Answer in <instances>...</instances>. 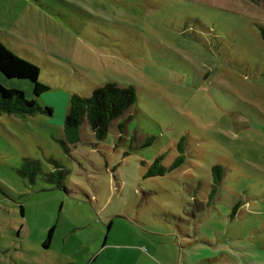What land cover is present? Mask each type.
I'll return each mask as SVG.
<instances>
[{
	"label": "rangeland",
	"instance_id": "obj_1",
	"mask_svg": "<svg viewBox=\"0 0 264 264\" xmlns=\"http://www.w3.org/2000/svg\"><path fill=\"white\" fill-rule=\"evenodd\" d=\"M261 27L264 0H0L49 87L4 77L42 110L0 112V264H264ZM106 83L136 102L69 137V97Z\"/></svg>",
	"mask_w": 264,
	"mask_h": 264
},
{
	"label": "trees",
	"instance_id": "obj_2",
	"mask_svg": "<svg viewBox=\"0 0 264 264\" xmlns=\"http://www.w3.org/2000/svg\"><path fill=\"white\" fill-rule=\"evenodd\" d=\"M260 34L264 41V27L260 28ZM0 72L9 79H26L32 83L33 93L39 96L49 89L48 85L39 80V68L34 63L16 55L0 42ZM137 100L133 87H121L115 83H106L95 87L90 95L81 96L72 94L68 99V109L64 117L65 131L71 138H76L78 129L86 120L93 134L102 139L108 132V127L114 120H119ZM42 110L35 98H27L25 92L14 86H5L0 83V112L18 116L31 115ZM47 113H51V107H45ZM118 121L122 130L124 122ZM149 144V142L147 143ZM179 149L182 146L179 144ZM26 164H35L38 169L39 161L25 160ZM183 157L178 156L168 168L173 170L181 165ZM167 168L161 165V156H158L148 167L145 177L164 175ZM222 168L219 165L212 167V175L215 181L221 178ZM25 174V171L23 172ZM52 230L48 233L51 237Z\"/></svg>",
	"mask_w": 264,
	"mask_h": 264
},
{
	"label": "crops",
	"instance_id": "obj_3",
	"mask_svg": "<svg viewBox=\"0 0 264 264\" xmlns=\"http://www.w3.org/2000/svg\"><path fill=\"white\" fill-rule=\"evenodd\" d=\"M0 83H2L3 85H5L6 86V80H5V78H4V76H3V74L0 72ZM13 86V85H12ZM15 87V86H14ZM94 259H97V257L95 256V258ZM97 264H101V263H97ZM113 264V263H112Z\"/></svg>",
	"mask_w": 264,
	"mask_h": 264
}]
</instances>
